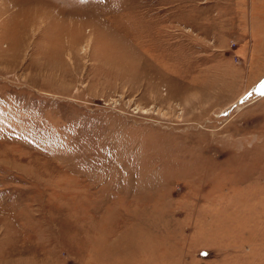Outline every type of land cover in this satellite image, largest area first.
<instances>
[{
    "label": "rangeland",
    "instance_id": "obj_1",
    "mask_svg": "<svg viewBox=\"0 0 264 264\" xmlns=\"http://www.w3.org/2000/svg\"><path fill=\"white\" fill-rule=\"evenodd\" d=\"M0 264H264V0H0Z\"/></svg>",
    "mask_w": 264,
    "mask_h": 264
}]
</instances>
